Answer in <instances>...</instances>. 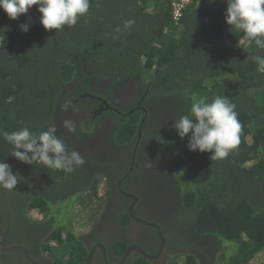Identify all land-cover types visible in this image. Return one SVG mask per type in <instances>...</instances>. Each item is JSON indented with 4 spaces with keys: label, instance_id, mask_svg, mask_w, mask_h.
Here are the masks:
<instances>
[{
    "label": "trees",
    "instance_id": "obj_1",
    "mask_svg": "<svg viewBox=\"0 0 264 264\" xmlns=\"http://www.w3.org/2000/svg\"><path fill=\"white\" fill-rule=\"evenodd\" d=\"M226 9L227 0H190L176 16L173 0H90L75 26L46 30L38 6L15 20L0 8V161L19 178L15 189L0 188L11 218L7 247H25L40 264L46 246L51 264H87L90 250L71 218L74 210L82 220L89 209L81 202L86 213L75 211L74 203L87 187L94 207L103 203L111 185L100 172L115 164L107 149L141 133L154 141L156 176L172 178L200 237L188 243L196 252L168 256L165 264H264V73L248 59L264 57V49L239 44L243 33L226 23ZM128 19L135 24L117 33ZM193 94L209 102L226 95L236 105L240 143L224 159L189 150L191 133L181 139L173 127L190 113ZM53 124L68 149L91 164L88 177L83 165L67 173L21 162L2 135L24 127L38 134ZM7 221L0 201V246ZM112 246L120 258L128 247L121 239ZM0 264L31 263L16 250L0 251ZM130 264L153 261L138 256Z\"/></svg>",
    "mask_w": 264,
    "mask_h": 264
},
{
    "label": "clouds",
    "instance_id": "obj_2",
    "mask_svg": "<svg viewBox=\"0 0 264 264\" xmlns=\"http://www.w3.org/2000/svg\"><path fill=\"white\" fill-rule=\"evenodd\" d=\"M210 2L214 3L215 0ZM33 6H38V11L42 14L40 23L46 30H61L65 25L75 26L79 17L89 12L90 0H0V8L13 20L20 14H26ZM225 19L231 28L243 33L239 44L245 49L253 44L257 48L264 49V0H227ZM134 24V19H128L124 21L123 29L117 27L115 31L121 33ZM20 28L25 33L29 31L27 23L21 24ZM116 38L118 37L113 36V39ZM248 59L258 65L259 72L264 73V57L253 55ZM191 101L190 113L175 120L173 127L177 130V134L183 139L191 133L187 145L191 151L209 152L211 160L226 158L240 143L241 123L235 110L236 105L226 95H216L209 102L207 96L193 94ZM64 126L69 131L75 129L72 121H64ZM2 135L9 144L13 145L11 155L21 162L42 164L47 168L63 170L67 173L73 172L76 167L85 163L79 152L68 149L65 141L57 135L54 124L48 126L46 130L39 131L38 134L24 127L10 133L3 132ZM21 149L23 151H20ZM18 180L11 165L0 161V188L11 191L16 188ZM92 197L86 198L82 195L76 203L90 204L91 209H94L92 212L94 224L97 218L95 215L98 213L96 208L100 209L101 205L94 207L93 200L96 196L92 195ZM87 224L90 227L91 223ZM75 226L79 236L89 228L83 226L86 229L82 228L81 231L76 224ZM6 248H10L7 247V242ZM42 255L47 257L46 252Z\"/></svg>",
    "mask_w": 264,
    "mask_h": 264
},
{
    "label": "flooded vegetation",
    "instance_id": "obj_3",
    "mask_svg": "<svg viewBox=\"0 0 264 264\" xmlns=\"http://www.w3.org/2000/svg\"><path fill=\"white\" fill-rule=\"evenodd\" d=\"M104 108L101 106L96 114L104 112ZM153 142L150 137L142 138V134L139 133L137 140H132L122 147L113 144L107 149L115 164L107 165L100 173L107 175L106 181L111 185L110 187L107 185L109 194L95 215L97 219L100 218V222L96 225L93 221L90 222V227L81 235L82 242L90 250V255L93 254L91 264H126L127 259H129L127 264H130L134 257L144 256L134 249L136 247L150 256L153 264H165L170 254L196 252L197 249L188 243L199 242L200 237L195 233L193 225L184 217L186 213L180 207L178 190H175L174 184L170 182L171 177L159 179L155 174L157 170L154 171V167L157 166L159 169L160 163H157L156 156L152 154V148L155 147ZM149 162L151 165L148 166ZM90 165L83 164L82 168H85L83 176L87 173L88 177V172L93 173ZM166 169H170L169 166H166ZM36 183L38 186L43 184L40 180ZM88 192L92 193V190H88L87 187L83 191V196ZM121 219L128 224L123 225ZM33 235L29 234L28 238H32ZM34 236L38 237L36 234ZM115 239L126 242L128 247L125 254L131 250L125 260L124 256L120 258L117 255L112 246ZM0 251L4 253L2 244ZM41 258L42 264L46 261L47 264L52 262L44 255Z\"/></svg>",
    "mask_w": 264,
    "mask_h": 264
},
{
    "label": "water",
    "instance_id": "obj_4",
    "mask_svg": "<svg viewBox=\"0 0 264 264\" xmlns=\"http://www.w3.org/2000/svg\"><path fill=\"white\" fill-rule=\"evenodd\" d=\"M2 201L7 209V213H8V221H7V227H6V230H5V235H4V240H3V243H2V249H3V252L4 253H12L16 250H20L23 252V254L26 256V258L28 259L29 262H31L32 264H37L33 258L30 256L29 252L27 251V249L25 247H22V246H15V247H10V248H6V242H7V237H8V234H9V230H10V226H11V218H10V212H9V208H8V205L5 201L1 200ZM137 252L143 254L146 258H150V256L148 255H145L143 250L139 247H136L134 248ZM131 250H128V252L124 255V260L128 257V254ZM93 258V254H91L89 256V261H88V264H91V260Z\"/></svg>",
    "mask_w": 264,
    "mask_h": 264
},
{
    "label": "rangeland",
    "instance_id": "obj_5",
    "mask_svg": "<svg viewBox=\"0 0 264 264\" xmlns=\"http://www.w3.org/2000/svg\"><path fill=\"white\" fill-rule=\"evenodd\" d=\"M75 199H73V201H74ZM71 201V200H70ZM67 202H69V201H67ZM67 202H65V203H67ZM86 202H88V200H86ZM88 203H84V206L83 207H87V209H89L88 210V214L86 215V218L84 217L83 219H85V220H81L80 218H78L77 217V212L75 213L74 212V210H73V213H72V218H71V221H72V224H73V222L77 225V227H78V229L79 230H81L82 231V228L83 229H86L87 227H89L88 226V224L87 223H90L91 221H90V215H89V213H92L93 212V210L94 209H91V206H90V204L89 205H87ZM69 205H70V207L72 208L73 206H72V201L71 202H69ZM82 207V205L78 202V203H75V211H76V208L78 209V211H84V213H86V211H85V209ZM98 209L99 208H96V211H98ZM33 214V217H37L38 216V214L37 213H32ZM75 218V219H74ZM73 219H74V221H73ZM83 223H85V224H83ZM86 227V228H84V227ZM45 252H46V254H47V258H50L49 257V255H48V252H50L51 253V251L49 250V249H47V246H46V248H45V250H44ZM52 254V253H51ZM174 256V254H170V259H172V257ZM170 259H169V261H170Z\"/></svg>",
    "mask_w": 264,
    "mask_h": 264
},
{
    "label": "built area",
    "instance_id": "obj_6",
    "mask_svg": "<svg viewBox=\"0 0 264 264\" xmlns=\"http://www.w3.org/2000/svg\"><path fill=\"white\" fill-rule=\"evenodd\" d=\"M174 1V6L176 9V16L179 15V11L182 8V5H186L189 3L190 0H173Z\"/></svg>",
    "mask_w": 264,
    "mask_h": 264
}]
</instances>
